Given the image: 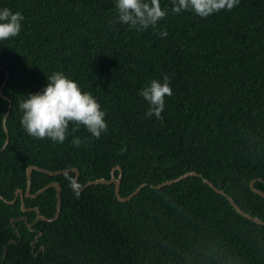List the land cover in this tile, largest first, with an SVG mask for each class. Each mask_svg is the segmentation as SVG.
Masks as SVG:
<instances>
[{"label":"trees","instance_id":"16d2710c","mask_svg":"<svg viewBox=\"0 0 264 264\" xmlns=\"http://www.w3.org/2000/svg\"><path fill=\"white\" fill-rule=\"evenodd\" d=\"M116 0H0L25 19L0 41V264H264V226L240 215L229 195L264 221V0H240L207 18L167 16L155 29L118 21ZM167 32L162 37L160 32ZM61 72L90 92L106 113L97 139L80 127L63 144L36 139L21 125L19 103ZM169 78L163 119L147 115L139 94ZM5 95V97L3 96ZM10 115L8 116V114ZM9 133L7 131V128ZM79 138L80 145L73 140ZM62 185V212L53 187ZM114 176L116 185H93ZM183 181L158 189L160 184ZM201 175V176H200ZM25 193L28 212L18 192ZM28 219V220H27ZM33 224V228H30ZM16 241V243H12Z\"/></svg>","mask_w":264,"mask_h":264},{"label":"clouds","instance_id":"9594fccd","mask_svg":"<svg viewBox=\"0 0 264 264\" xmlns=\"http://www.w3.org/2000/svg\"><path fill=\"white\" fill-rule=\"evenodd\" d=\"M173 13L182 11L194 12L201 18L222 10L231 11L240 0H171ZM118 21L129 25L132 29H155L158 22L166 18L167 11L161 6V0H116ZM25 17L19 12L13 13L10 9H0V41L10 40L18 36L22 29L21 22ZM162 37L167 32L159 33ZM46 87L38 93L29 94L27 99L19 103L23 116L21 125L27 134L36 139H49L63 144L69 135V126L73 125L72 132L84 127L99 139L102 133L107 132L106 113L100 103L90 93L84 91L79 83L61 72L47 76ZM150 105L147 115L163 119L166 97L173 95L169 78L164 81L152 80L139 93ZM74 146L81 141L75 138ZM69 186L80 196V184L71 177Z\"/></svg>","mask_w":264,"mask_h":264},{"label":"water","instance_id":"95a60500","mask_svg":"<svg viewBox=\"0 0 264 264\" xmlns=\"http://www.w3.org/2000/svg\"><path fill=\"white\" fill-rule=\"evenodd\" d=\"M5 97V95H3ZM6 98V97H5ZM10 115V113L8 114V116ZM7 128V127H6ZM7 131L9 133V130L7 128ZM10 134V133H9ZM10 137L8 138L7 140V143L6 145L4 146L3 150L0 151V154L5 151L9 144H10ZM35 171H40V172H46V173H49V174H52L54 176H58V175H62V174H65V173H68L69 170H66V171H59V172H51V171H48V170H45L43 168H40V167H36V166H32L29 168V172H28V176H29V186H28V190H27V196L29 198H37L38 196L42 195L43 193H45L48 189L50 188H57L58 190V198H59V205H58V213H57V216L56 218L54 219H49V218H46L42 215V212L39 208H37L36 210L38 211V221H46V222H55L57 219L60 218L61 216V212H62V191H63V188H62V185L58 182H55V183H52L51 185L45 187L44 189H42L41 191H39L37 194H33L32 193V184H33V173ZM74 172L77 173V178H76V181L77 183H80V179H81V172L78 170V169H73ZM198 174L196 172H189V173H186L185 175L179 177L178 179H175V180H170V181H167V182H164L162 184H160L159 186H157L158 189H161L163 187H166V186H171L173 184H176V183H179L181 181H183L184 179L190 177V176H197ZM201 176V175H200ZM123 173L121 175L120 178H117L116 176H114L112 178V180H106V179H101V180H97V181H93V182H90L88 183L85 187L83 188H80V191L83 192L85 191L86 189H88L89 187L93 186V185H100V184H107V185H116V193H117V196L118 198L120 199V201L122 202H129L131 200H133L140 192L141 190L147 186V184H144L142 185L140 188H138V190H136L131 196L127 197V198H124L122 197L121 195V189H122V180H123ZM205 182L207 184H209L211 186V188H213L215 191H217L219 194H222L224 196H226L229 200V202L231 203V205L234 207V209L242 216H244L245 218L249 219V220H252L254 221L255 223L259 224V225H263L264 226V221H262L261 219H258V218H253L252 216H250L249 214L245 213L238 205L237 203L229 196L227 195L223 190H220L219 188H217L213 183H211L209 180H205ZM251 188L252 190L261 195L262 197H264V192L263 191H260L258 189H256L254 187V184L251 183ZM20 195L23 197V208H24V211L28 212L29 209L26 207V203H25V199H24V196H25V193L24 191L20 190L17 194V197L16 199L11 202L12 204L17 202ZM28 220V219H27ZM30 228H33V224H30L29 225ZM12 243H16V241H13Z\"/></svg>","mask_w":264,"mask_h":264}]
</instances>
